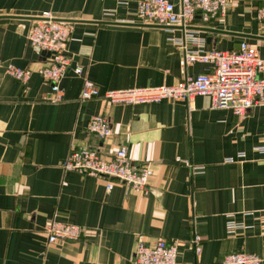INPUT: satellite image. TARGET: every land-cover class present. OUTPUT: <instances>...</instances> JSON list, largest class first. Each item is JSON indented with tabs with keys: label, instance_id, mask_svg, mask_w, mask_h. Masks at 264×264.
Wrapping results in <instances>:
<instances>
[{
	"label": "crops",
	"instance_id": "crops-1",
	"mask_svg": "<svg viewBox=\"0 0 264 264\" xmlns=\"http://www.w3.org/2000/svg\"><path fill=\"white\" fill-rule=\"evenodd\" d=\"M140 1L0 0V15L82 21L71 23L65 100L49 103L51 87L39 74L47 55L28 41L33 21L0 20V264H131L140 237L177 241L178 264H221L239 252L264 264L262 109L238 117L214 108L207 95L136 105L81 99L87 80L103 94L173 86L205 73L208 66L186 64L173 41L188 33L204 38L207 50L235 51L248 40L264 58V40L237 36L264 38L257 20L264 0H230L224 18L205 24L197 17L188 28L135 26L143 24ZM9 64L32 71L26 86L7 75ZM94 116L110 121L108 139L86 131ZM121 146L135 165H151L147 191L117 181L108 191L111 181L62 167L73 150L109 158ZM52 221L81 226V239L48 244ZM230 224L239 228L230 233Z\"/></svg>",
	"mask_w": 264,
	"mask_h": 264
},
{
	"label": "built area",
	"instance_id": "built-area-1",
	"mask_svg": "<svg viewBox=\"0 0 264 264\" xmlns=\"http://www.w3.org/2000/svg\"><path fill=\"white\" fill-rule=\"evenodd\" d=\"M230 0H179L178 5L169 0H143L137 5V19L140 23L159 26L190 27L197 17L203 23H212L224 18ZM33 21L28 41L47 54L44 66L39 74L51 87V95L44 98L49 103H61L65 100L61 83L71 70L72 60L68 52L71 37V24L54 21L50 13ZM258 22L264 24V6L257 10ZM183 51L184 61L188 65L202 63L208 71L195 77H186L173 86L131 89L127 91H108L101 93L90 81H85L81 94L82 100L102 98L110 103L128 105L159 103L163 100H182L193 103L196 97L207 95L212 98L213 107L229 109L238 117H245L251 110L264 111V58L258 47L248 40H241L238 50L219 51L206 49L204 38L194 33L186 34L183 40H173ZM77 74L81 69H75ZM8 76L27 85L32 71L21 69L13 64L6 67ZM86 131L100 140L112 135L110 121L104 116L92 117ZM264 150V148H262ZM230 162L233 160L230 159ZM66 172L111 182L107 190L113 189L112 182L117 181L139 191H147L153 170L150 164L135 165L126 146H121L111 157L102 156L97 150L83 148L73 150L62 165ZM239 226L230 224L228 230L234 233ZM48 244L79 241L83 228L76 224L52 221L47 229ZM200 237L194 238L197 253L200 252ZM179 246L177 241L159 239L148 244L139 238L131 264H178ZM263 259L245 252L233 253L224 257L221 264H262Z\"/></svg>",
	"mask_w": 264,
	"mask_h": 264
},
{
	"label": "water",
	"instance_id": "water-1",
	"mask_svg": "<svg viewBox=\"0 0 264 264\" xmlns=\"http://www.w3.org/2000/svg\"><path fill=\"white\" fill-rule=\"evenodd\" d=\"M4 19H26V20H32V21H39V20H47V19H43L40 17H19V16H11V15H0V20H4ZM54 21L57 22H64V23H75V22H82V21H75V20H67V19H53ZM100 24H118V23H112V22H98ZM135 26H150V27H165V26H159V25H150V24H138ZM205 32H209V33H217V34H231V35H236L235 33H229V32H225V31H218V30H213V29H203ZM237 36L240 37H246V38H253V39H258V40H264L263 37H255V36H249V35H241L238 34ZM208 42H211V38H209ZM45 55H47L46 53H44Z\"/></svg>",
	"mask_w": 264,
	"mask_h": 264
},
{
	"label": "rangeland",
	"instance_id": "rangeland-1",
	"mask_svg": "<svg viewBox=\"0 0 264 264\" xmlns=\"http://www.w3.org/2000/svg\"><path fill=\"white\" fill-rule=\"evenodd\" d=\"M260 23V22H259Z\"/></svg>",
	"mask_w": 264,
	"mask_h": 264
}]
</instances>
